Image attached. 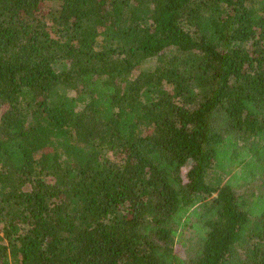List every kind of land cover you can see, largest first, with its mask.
Wrapping results in <instances>:
<instances>
[{"label": "trees", "instance_id": "16d2710c", "mask_svg": "<svg viewBox=\"0 0 264 264\" xmlns=\"http://www.w3.org/2000/svg\"><path fill=\"white\" fill-rule=\"evenodd\" d=\"M0 264H264V0H0Z\"/></svg>", "mask_w": 264, "mask_h": 264}, {"label": "rangeland", "instance_id": "374dc122", "mask_svg": "<svg viewBox=\"0 0 264 264\" xmlns=\"http://www.w3.org/2000/svg\"><path fill=\"white\" fill-rule=\"evenodd\" d=\"M145 69H147V68L145 67ZM189 167L190 166L188 164V165L184 166L181 169V178H182V180H185V174H186L187 170L189 169ZM178 254L181 255V256H185L184 253L179 248H178Z\"/></svg>", "mask_w": 264, "mask_h": 264}]
</instances>
